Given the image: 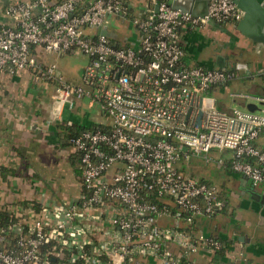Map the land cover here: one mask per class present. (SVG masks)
I'll use <instances>...</instances> for the list:
<instances>
[{"label":"built area","instance_id":"built-area-1","mask_svg":"<svg viewBox=\"0 0 264 264\" xmlns=\"http://www.w3.org/2000/svg\"><path fill=\"white\" fill-rule=\"evenodd\" d=\"M4 14L12 23L0 25V70L53 82L57 117L68 102L87 98L104 119L69 138L81 192L62 217L8 206L29 217L10 226L13 243L0 229V243L12 244L0 247V264H50L42 251L49 223L68 248L54 264H207L222 242L197 219L212 218L225 203L216 183L186 173L183 162L203 156L264 187V149L256 144L264 111L219 108L210 91L236 72L188 63L180 33L210 19L237 22L236 0H209L203 16L169 0H19ZM113 17L130 28L123 43L109 32ZM77 50L88 57L78 82L38 57ZM104 219L105 237L95 241L91 233Z\"/></svg>","mask_w":264,"mask_h":264},{"label":"crops","instance_id":"crops-1","mask_svg":"<svg viewBox=\"0 0 264 264\" xmlns=\"http://www.w3.org/2000/svg\"><path fill=\"white\" fill-rule=\"evenodd\" d=\"M16 1L19 0H0V25L12 23L4 9L7 3ZM241 2L247 9L238 5L242 17L237 22L208 21L203 26L184 28L181 40L188 63L205 62L236 72L232 80L214 87L210 93L229 87L231 93H237L234 99L243 109L264 111V0ZM244 19L243 28H239ZM45 54L38 51L40 59L45 60ZM53 88V82L37 79L28 70H0V206L18 208L29 204L32 210L30 203L36 201L50 209L54 217H62V207L80 195L74 164L78 157L63 137L61 124L71 121L90 125L100 119H91L86 111L82 117H57L49 100ZM84 102V98L76 101L78 107ZM232 106L235 105L231 102L224 108ZM256 144L264 149V130ZM213 175L217 182L209 181L217 184L218 198L227 204L225 210L202 220L206 231L232 241V252L221 261L264 264L263 185H253L247 176L227 164L216 162ZM95 220L98 222L99 218ZM101 223L100 230L91 233L95 241L105 237L108 221Z\"/></svg>","mask_w":264,"mask_h":264},{"label":"rangeland","instance_id":"rangeland-1","mask_svg":"<svg viewBox=\"0 0 264 264\" xmlns=\"http://www.w3.org/2000/svg\"><path fill=\"white\" fill-rule=\"evenodd\" d=\"M136 2L141 0H135ZM142 3H145V1H141ZM109 32L116 38L120 39L122 43L127 40L129 37V34L131 33L128 24L124 23V21H119L113 18H108L106 21ZM45 53V51H44ZM45 56V62L52 63L56 62L57 69L59 68L61 73L64 75V77L71 81H79L81 73L83 71L84 66L88 62V57L81 52L80 50L70 52V53H58V52H46ZM47 56V57H46ZM225 87V86H224ZM220 89L217 92L210 93L212 96H214L217 100V106L219 108H224L225 106L231 104L243 108L244 106L236 101L235 96L232 97L231 91L232 89L224 88ZM47 95L49 94V90L47 89ZM85 102L82 107H78L77 103L72 104L71 102H68L64 107L62 108V114L63 116L69 117V116H75V117H82L86 113L87 115H90L91 119L98 118V119H104L102 115H100V111L98 109L97 105H90L88 99L84 98ZM53 102L52 107L54 110H59V107L55 100L52 98L49 99ZM88 101V102H86ZM76 113V115H75ZM78 115V116H77ZM84 118V117H83ZM182 168L185 170L186 173L191 174L195 176L196 178H203L206 181H209L210 179L213 180V182H217L214 178L213 173L216 170V162L211 160L207 161L205 157L201 156H194L193 158L183 162ZM211 182V181H210ZM81 184V180H80Z\"/></svg>","mask_w":264,"mask_h":264},{"label":"trees","instance_id":"trees-1","mask_svg":"<svg viewBox=\"0 0 264 264\" xmlns=\"http://www.w3.org/2000/svg\"><path fill=\"white\" fill-rule=\"evenodd\" d=\"M181 43H182V41H181ZM225 69H228V68H225ZM87 126L88 125H86V124H81V123H77V122H69V121L64 122L63 124H61V128L63 131V137L67 141H69V138L72 134H75V133L81 131L82 129L86 128ZM77 159L78 160L74 159L75 172L79 176V179L82 180V178H81V173H82L81 162H80L79 158H77ZM152 200L157 201L156 198H153ZM224 203H225L224 207L220 211L225 210L227 203L225 201H224ZM30 205L32 207L31 212H33L34 214L35 213L37 214L42 209H44V206L42 204L36 202V201H32L30 203ZM27 206H29V204ZM218 213H216L215 215H217ZM28 217H29L28 212L20 213L19 211H16V210L11 211L10 208H8V206L5 204L0 206V229L1 228L7 229L5 233L7 234V238L10 239L9 241L11 243H13L15 241L16 234H14V230H12L10 226L13 223H16L17 221H24V220L28 219ZM204 217L205 216H203L202 218H204ZM202 218L197 219V224H198V226H200V228L203 229L204 225H203ZM206 218H209V217H206ZM170 220H171L170 217H165L162 219L161 222H163L165 225H170ZM52 226L53 225L51 223H49L47 225V229H48L47 238H46L45 243L42 246V251L43 252L47 251V253H49V259L51 261L50 264H54L56 262V260L60 258V255L58 253L61 251V249L65 250V251H66V249L68 250L67 245L63 242V235L61 236V235H58V234H55L54 232H52L51 231ZM208 233L215 235L218 239H220L222 242V246L220 248H217L215 251H213L214 253H211L210 257L207 258V260L205 262L207 264H232V263H224L223 261H221V258L223 256H226L232 252V250H231L232 241H230L228 239H223L222 237L215 234L214 232L213 233L208 232ZM9 241H6L5 243H0V247L7 248L9 246H12V244H10Z\"/></svg>","mask_w":264,"mask_h":264},{"label":"water","instance_id":"water-1","mask_svg":"<svg viewBox=\"0 0 264 264\" xmlns=\"http://www.w3.org/2000/svg\"><path fill=\"white\" fill-rule=\"evenodd\" d=\"M242 0H236L240 7L247 9L241 2ZM171 5L176 8H180L183 11L191 12L194 15H205L208 12L209 7V0H169ZM248 11V10H247ZM248 13L245 14V18ZM210 22H215L213 19L209 20ZM245 19L240 21V24L238 25L239 28H243ZM103 32H107L106 29H103ZM200 122V117L198 119Z\"/></svg>","mask_w":264,"mask_h":264},{"label":"flooded vegetation","instance_id":"flooded-vegetation-1","mask_svg":"<svg viewBox=\"0 0 264 264\" xmlns=\"http://www.w3.org/2000/svg\"><path fill=\"white\" fill-rule=\"evenodd\" d=\"M198 65H203V66H206V67H218V66H210V64L205 63V62L199 63ZM219 68H223V67H219Z\"/></svg>","mask_w":264,"mask_h":264}]
</instances>
